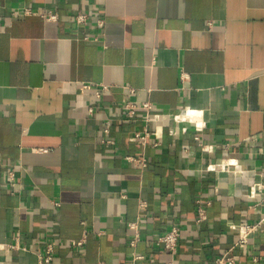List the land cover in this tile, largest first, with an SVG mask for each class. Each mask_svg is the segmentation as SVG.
<instances>
[{
	"label": "crops",
	"instance_id": "obj_1",
	"mask_svg": "<svg viewBox=\"0 0 264 264\" xmlns=\"http://www.w3.org/2000/svg\"><path fill=\"white\" fill-rule=\"evenodd\" d=\"M83 84L108 88L91 116ZM122 101L149 104L161 121L122 117ZM179 115L202 131L171 137ZM143 131L144 144L130 141ZM141 155L143 169L125 160ZM227 162L241 174L220 172ZM255 184L264 0H0V263L38 264L53 242L51 264H209L235 242L231 226L264 214V189L248 198ZM172 226L174 255L155 243ZM15 239L28 251L9 250ZM230 255L264 264V231Z\"/></svg>",
	"mask_w": 264,
	"mask_h": 264
},
{
	"label": "built area",
	"instance_id": "obj_2",
	"mask_svg": "<svg viewBox=\"0 0 264 264\" xmlns=\"http://www.w3.org/2000/svg\"><path fill=\"white\" fill-rule=\"evenodd\" d=\"M46 20L49 22H55L57 20L56 15L54 14H47L46 15ZM73 20L76 25L78 26H83L86 27L87 21H88V15L83 14V13H78L75 16H73ZM210 26V23L207 24ZM103 27V22L101 20L97 21L96 25L93 27L97 29H102ZM83 40L85 41H93L97 42V36H84ZM82 89L86 91H91L93 96H94V102L92 106H89L87 109V114L88 115H93L94 113V108L97 105V103L100 100L101 93L105 92L108 90L106 86L102 85H93V84H83ZM119 110L122 114V117L129 119L130 117L134 116L135 113L139 110H142L145 114V122H150V121H156L160 122L161 117L158 114H155L152 110V107L149 104H135L131 103L128 101H122ZM179 116H173L170 118V121L172 122V128L169 131V135L171 137L175 136H182L188 132V130H193L194 132L198 133L201 132L203 129L202 123H197L195 125H192L191 123L181 121L179 120ZM104 133H107V127H105ZM149 136L147 131L143 132H133L130 141L135 142L138 141L142 144H144L145 140ZM195 141H200L198 137L194 138ZM251 142H255V140H252ZM200 148L203 151L206 152H212L214 146L209 145V144H202L199 143ZM229 147L228 144L223 146L224 150H227ZM125 160L128 163L133 164L134 166H137L139 168H145L147 166V161L143 155L139 157H132V156H126ZM230 165L232 163H225V164H220L219 170L220 172L224 173H231L233 176H238L241 174L240 171H234L230 170ZM206 171H214V168L208 167L206 168ZM264 186L261 184H255L252 186L250 193L248 195V198L253 199L256 194H261L263 192ZM197 222H203L205 220V210L199 206L197 209ZM137 223L133 224H128V229L133 231L134 236L133 239L130 243L131 246H134L138 242V234H137ZM232 231L235 232L236 235V240L232 244L231 248L224 253L222 256L215 258L212 262L209 264H235V259L230 255V252L234 249H239L248 244V241L250 237L255 236L259 233H262L264 231V214H262L258 220H256L254 223L251 224H243L239 226H231ZM180 238V231L176 226H172L170 229H168L166 232H164L162 235L158 236L156 239V245L160 246L165 252L170 253L171 255H174L177 249L178 245V240ZM85 242V236H83L82 239L78 241H72L71 242V247L74 248H81ZM9 250L11 251H28L27 248L21 246L18 243V240L15 239L14 243L9 246ZM54 252V243L53 242H47L44 245V249L42 253H37V260L38 264H51L52 262V256ZM141 257L134 256V260H140ZM0 264H6V263H0ZM96 264H105L102 262H98Z\"/></svg>",
	"mask_w": 264,
	"mask_h": 264
},
{
	"label": "bare ground",
	"instance_id": "obj_3",
	"mask_svg": "<svg viewBox=\"0 0 264 264\" xmlns=\"http://www.w3.org/2000/svg\"><path fill=\"white\" fill-rule=\"evenodd\" d=\"M197 116V115H196ZM199 117V116H198ZM180 118V117H179ZM199 119V118H198ZM197 119V120H198ZM180 120L181 121H185V122H188V123H191L192 125H195V123H196V119H195V117H190V116H188V117H182V118H180Z\"/></svg>",
	"mask_w": 264,
	"mask_h": 264
}]
</instances>
